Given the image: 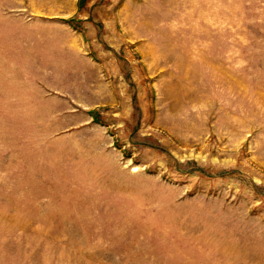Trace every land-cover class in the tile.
<instances>
[{
  "label": "rangeland",
  "instance_id": "1",
  "mask_svg": "<svg viewBox=\"0 0 264 264\" xmlns=\"http://www.w3.org/2000/svg\"><path fill=\"white\" fill-rule=\"evenodd\" d=\"M0 264H264V0H0Z\"/></svg>",
  "mask_w": 264,
  "mask_h": 264
},
{
  "label": "bare ground",
  "instance_id": "2",
  "mask_svg": "<svg viewBox=\"0 0 264 264\" xmlns=\"http://www.w3.org/2000/svg\"><path fill=\"white\" fill-rule=\"evenodd\" d=\"M178 18V17H177Z\"/></svg>",
  "mask_w": 264,
  "mask_h": 264
}]
</instances>
